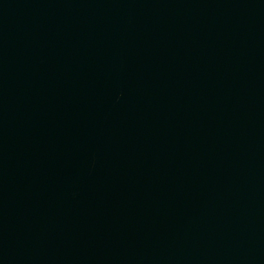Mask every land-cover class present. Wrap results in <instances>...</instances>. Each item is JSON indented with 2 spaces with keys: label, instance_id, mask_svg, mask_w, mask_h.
<instances>
[{
  "label": "water",
  "instance_id": "1",
  "mask_svg": "<svg viewBox=\"0 0 264 264\" xmlns=\"http://www.w3.org/2000/svg\"><path fill=\"white\" fill-rule=\"evenodd\" d=\"M0 264H264V0H0Z\"/></svg>",
  "mask_w": 264,
  "mask_h": 264
}]
</instances>
